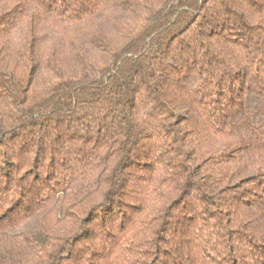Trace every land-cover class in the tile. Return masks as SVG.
Listing matches in <instances>:
<instances>
[{"label":"trees","instance_id":"trees-1","mask_svg":"<svg viewBox=\"0 0 264 264\" xmlns=\"http://www.w3.org/2000/svg\"><path fill=\"white\" fill-rule=\"evenodd\" d=\"M0 264H264V0H0Z\"/></svg>","mask_w":264,"mask_h":264}]
</instances>
